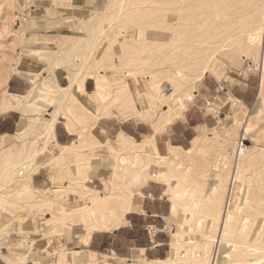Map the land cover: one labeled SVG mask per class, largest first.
<instances>
[{"label": "rangeland", "instance_id": "rangeland-1", "mask_svg": "<svg viewBox=\"0 0 264 264\" xmlns=\"http://www.w3.org/2000/svg\"><path fill=\"white\" fill-rule=\"evenodd\" d=\"M249 2L0 0V120H12L7 125L12 135L0 134V264L25 252L28 264H63L67 257L85 264L70 251L84 247V236L99 230L89 224L102 223L100 213L95 221L86 216L88 201L117 197L121 218L151 180L165 184L174 203L163 260L177 238L175 264H210L215 246L208 240L219 236V208L239 161L242 174L230 201L231 210H239L220 252L242 264H264V32L259 37V0ZM58 71L68 74L60 81L69 86L67 92L54 81ZM11 78L24 82L21 96L9 94ZM84 82L90 92L100 87L102 95L83 92L79 117ZM55 112L67 116L71 131L74 121L78 124L77 143L59 145L52 135L45 139V124ZM22 118L28 126L16 135ZM163 118L171 120L159 123ZM128 119L138 133L127 132L131 137L125 139L116 131ZM196 123L205 124L180 135ZM150 135L152 150L131 155L132 140ZM170 137L185 150L168 152ZM116 139L128 152L116 147ZM198 139L203 146L195 152ZM242 141L247 153L240 157ZM40 172L50 182L22 191L26 175L31 180ZM119 218L113 223L121 225ZM95 256L86 264H110ZM148 260L121 264H151Z\"/></svg>", "mask_w": 264, "mask_h": 264}, {"label": "crops", "instance_id": "crops-1", "mask_svg": "<svg viewBox=\"0 0 264 264\" xmlns=\"http://www.w3.org/2000/svg\"><path fill=\"white\" fill-rule=\"evenodd\" d=\"M22 72L28 74V72L26 71ZM59 76L61 77V80L59 79ZM67 78L68 74L62 75V72L59 71L54 74V81L56 85L62 89H65V87L61 85L60 81H67ZM23 83L24 82H21L20 80L11 78L8 82L9 94L11 96H21L24 92ZM66 87L68 88L69 86ZM84 90L86 94L93 92H90L88 90L87 82H84ZM79 91L81 93L78 96V101L81 106H79L78 112L76 113L79 115V117H81V115L83 114V83L82 89H79ZM49 99H51V97H49ZM9 115L13 116L12 113ZM60 118H62L63 120L61 121ZM18 120L15 119L16 124L17 122H19ZM9 121H12L9 116H6L2 120H0V134L2 136L12 135V133H10L9 129L7 128ZM67 121V116H63L62 114H60V116H57V121L54 124L53 129V139H55V142L57 144L63 146H67L66 144L77 143L79 139L76 128L78 124L74 121L73 130L71 131L68 128L69 123ZM129 121L130 120L128 119L120 122V130L118 131L117 129V134L123 132L124 134H127L131 137V135H129L127 132H130L131 134L138 133L137 126H130L133 124H131ZM203 124L205 123H196L195 125L185 127V130L181 132L180 135H184L188 130L195 131L198 126ZM26 128L24 124V118H22V120L18 124L16 135L20 134V132H25ZM198 130L201 131L202 128H199ZM140 134L144 135L145 133ZM191 138H194V136ZM167 140H169L168 142H170V145L166 146L165 148L166 150H168V152L170 149H176L177 151L179 149L185 150L183 149V145H174L173 143H171V137ZM193 140L194 139H192V141ZM156 148L159 153L157 145ZM48 182H50L49 178L41 172L35 173L33 174V176H31L32 185L37 184L38 186H44ZM140 191L142 196L136 201L133 199L131 209L127 213H125L121 225L112 230L101 229L92 231L89 235V238H86L88 234L87 233L84 236V238H86V244L84 245V247H78L79 249L70 252H74L75 256H78L79 260L81 259L82 263L85 262V264L89 263V261L93 260V258L96 259L95 254H97L98 256H102V259L109 258L110 264H121L123 263L122 261H132L134 258L141 259L143 257L149 259L150 261L163 260L168 252L167 246H169L170 244L168 236L169 232L167 231V218H169L173 212L174 203L166 194L165 184H158V182H153V180H151L144 184L141 187ZM83 251L92 253H83ZM27 261L23 264H28ZM29 261H32L31 257Z\"/></svg>", "mask_w": 264, "mask_h": 264}, {"label": "bare ground", "instance_id": "bare-ground-1", "mask_svg": "<svg viewBox=\"0 0 264 264\" xmlns=\"http://www.w3.org/2000/svg\"><path fill=\"white\" fill-rule=\"evenodd\" d=\"M236 1V0H235ZM238 1V0H237ZM240 1V0H239ZM245 1V0H244ZM248 1V3H250L249 1L250 0H246V2ZM228 2H230V1H228ZM231 2H232V0H231ZM251 2H252V0H251ZM180 3V2H179ZM240 3H242V1L240 2ZM253 4L255 3V1L254 2H252ZM231 4V3H230ZM233 4V3H232ZM237 3H235V5H236ZM243 5H244V2L242 3ZM246 4V3H245ZM258 4H259V11H260V14H261V24H260V26H259V28H257L258 29V31H259V33H260V35H259V37L262 35V33L264 32V0H259V2H258ZM243 5H242V7H243ZM256 5V4H255ZM232 6V5H231ZM239 7H240V5H239ZM241 7V8H242ZM245 7H246V5H245ZM236 8V7H235ZM235 8H232L233 10L235 9ZM249 8H251L250 6H249ZM255 9H256V7H254ZM237 9V8H236ZM120 10V9H119ZM243 10V9H242ZM250 10V9H249ZM234 11H236V10H234ZM251 11H253L252 9H251ZM250 11V12H251ZM122 13V12H121ZM236 13V12H235ZM233 14H234V12H233ZM254 13H252V15H253ZM259 13L257 12V15H258ZM251 16V15H250ZM256 16V15H255ZM257 17V16H256ZM255 17V18H256ZM259 17V16H258ZM256 20H258V19H256ZM254 22V21H253ZM255 24V23H254ZM231 33V32H230ZM263 60H264V52H263ZM263 68H264V61H263ZM263 72H264V70H263ZM18 74V76H21V77H23V78H26L27 76H28V74H26V73H24V72H21V71H19V70H15V74ZM129 74H131V73H129ZM264 74V73H263ZM5 77V76H4ZM83 79H85V76L83 77ZM5 82V81H4ZM63 90H66L65 92H67L68 90H69V87L67 88H65V89H63ZM83 92H85V90H84V88H83ZM91 94H96V95H98V96H100V95H102L101 94V89H100V87L97 89V91H96V93H91ZM90 93H89V95H91ZM64 95L65 94H62V95H60V100L61 99H63L64 98ZM13 102V101H12ZM15 104V103H14ZM13 106V105H12ZM11 106V107H12ZM173 111H175V110H173ZM135 112V111H134ZM168 112H166L164 115H166ZM171 113V112H170ZM169 114V113H168ZM167 114V115H168ZM59 115V113L58 112H55L54 114H53V116H52V118L51 119H49L47 122H46V124H45V128H44V133H43V136H45V139H47L46 137L47 136H50V135H52L53 136V129H54V124L56 123V121H57V116ZM171 115H173L172 113L170 114V116ZM169 116V115H168ZM167 116V117H168ZM165 118V117H164ZM164 118L162 119V120H160L159 121V123H169L170 122V120L171 119H165L164 120ZM165 121V122H164ZM242 128L243 129H247V128H249V122H245L243 125H242ZM21 133V132H20ZM103 134H105V133H103ZM119 136H122V137H124L125 138V134H120ZM51 137V136H50ZM127 137V136H126ZM118 139H120L119 137H118ZM126 139V138H125ZM132 140V139H131ZM144 140V139H143ZM153 141H154V136L153 135H150V137L149 138H147V139H145L144 141H142V142H134L133 140H132V142L133 143H135L136 144V147H133L134 149H132V151H131V155L132 154H144V153H146L147 154V152H149V151H151L152 150V148L153 147H150L151 145H152V143H153ZM37 142L35 141V142H33V145L34 144H36ZM24 145V144H23ZM115 145H116V147H120L119 149L121 150V149H124V151H125V149L127 150V149H129L128 148V146H126L123 142L121 143V142H119V140L117 141V139H116V142H115ZM202 146H203V143L198 139V140H196V141H194V143H193V151H199V148L202 150ZM109 147H110V145H109ZM131 149V148H130ZM239 149V148H238ZM241 149V151H240V157H243V156H246L245 154L247 153V147L245 146V145H243L242 146V148H240ZM20 150V149H19ZM110 150H112V148H110ZM120 150H119V152H120ZM24 151H26L27 153V157H26V160H27V158L28 159H30L31 158V156H32V154L31 153H29V149L28 150H25V147H23L22 148V150H21V152H23L24 153ZM112 151H115V150H112ZM116 152V151H115ZM121 152H123V150H121ZM125 152H128V150L127 151H125ZM130 154V153H129ZM160 156V155H159ZM160 158L161 159H165L166 157L165 156H160ZM34 159V158H33ZM21 163V162H20ZM23 163V162H22ZM21 163V164H22ZM234 164V163H233ZM17 165H19V164H17L16 163V166ZM25 165V164H24ZM223 165L225 166L226 165V163L224 162L223 163ZM234 165H236V169H234L233 170V168H232V173H231V180H230V184H229V187H228V191H227V195L225 196V199L222 201V203H223V206H221L220 208H219V210H220V212H219V215H218V218H217V222H219V228H218V224H217V228L219 229L217 232H219V236H218V238H214L213 240H208L209 241V244H210V242H213L214 243V246H215V253H214V255L210 258V264H242V263H240V260H237V259H234V258H232V257H229L228 255H223L221 252H220V248H221V245L224 243L223 242V237L224 236H227L228 234L227 233H229V229H230V227H231V224L233 223V220H234V216H235V214L234 213H236L238 210H239V206H236V208H235V211H233V210H231V208H230V201H231V197H232V192H233V187H234V184H235V182H236V179H237V177L239 176V175H241L242 174V172L240 171V169H239V166H240V161L239 162H237L236 164H234ZM16 166H12V167H9L8 168V173L10 172V170H13L12 168H15ZM21 166V165H20ZM22 167V166H21ZM28 167V166H27ZM25 170H27V169H25ZM4 172H5V170H4ZM7 172H6V175H5V178H8V176H9V174H8ZM19 174H22V173H20V172H18ZM26 173V172H25ZM24 173V174H25ZM23 174V175H24ZM28 177V178H27ZM25 181H27V184H26V182H24L23 184H22V191H27L29 188H32V185H31V180H30V174H27L26 175V178H25ZM55 192V196H57V195H60L59 193H60V189L58 188V189H56V190H54ZM54 193H53V195H54ZM47 196V195H46ZM52 196V195H51ZM51 196L49 197V198H51ZM108 197H109V200H107V201H105V199H108ZM107 198H100V197H98V198H100L101 200H99L98 198H97V196H93L92 197V200L91 201H88V204L85 206V207H87L88 209H87V212H86V216L87 217H90V219H92L93 221H95V220H97V218H95V216H96V214H98V213H100L101 214V216L100 215H98L97 217H99L100 218V222H102L101 224H89L90 226H92V228H94V229H99V230H101V229H115L117 226H119L120 224H118V223H113L114 222V220H117V218H119V217H117L118 215H119V211H120V204H119V202H118V200H117V197H110V196H108ZM48 198V197H47ZM47 198H46V200H47ZM54 197H52V199H53ZM56 198V197H55ZM111 198V199H110ZM45 199H41V202L42 203H44V204H46L47 203V201H46ZM56 200V199H55ZM51 201V200H50ZM222 203H221V205H222ZM82 209H83V207H82ZM131 209V203H130V205H129V208H128V210L127 211H129ZM114 210H116V211H114ZM218 210V211H219ZM118 211V212H117ZM217 211V212H218ZM105 212H106V216H104L103 214H105ZM216 212V213H217ZM126 213V212H125ZM95 214V215H94ZM258 214V213H257ZM117 215V216H116ZM124 213H122V215H121V218H119L118 220H123L124 219ZM261 215V214H260ZM85 215L83 216V218L82 219H85V218H87ZM262 216V215H261ZM80 218H81V214H80ZM87 220H89V219H87ZM264 225V224H263ZM259 227V226H258ZM264 227V226H263ZM216 229V228H215ZM261 229V232H262V230L264 229H262V228H260ZM260 231V230H259ZM259 233V232H258ZM89 235H90V232H88V234H87V237L86 238H89ZM177 237V236H176ZM179 237V236H178ZM86 238H84V240H86ZM177 238H175V240H174V242H172L171 243V255H170V257H168V258H166V259H164V260H161V261H147L148 263H151V264H175V257H176V253H177V245L180 243V241H179V243L177 242ZM21 241H24L23 239L21 240ZM21 241L20 242H17V244L18 245H20L21 244ZM27 242V241H26ZM25 242V243H26ZM30 244H31V242H30ZM208 244V243H207ZM230 244V243H229ZM223 245H225V243L223 244ZM222 245V246H223ZM16 246V245H15ZM14 246V247H15ZM214 246H213V248H214ZM229 245H227V247H228ZM30 250V249H29ZM202 252H200V254H198L199 256H200V258H201V256H202ZM18 255V254H17ZM20 255V254H19ZM212 255V254H211ZM15 259H12V260H10V264H23V263H25L27 260H28V258H29V253L28 252H25L24 254H21L20 256H15L14 257ZM224 258H227V260H224ZM230 258H232V259H230ZM9 259V258H8ZM64 261L66 262V264H74V261H73V258L72 257H67V258H65L64 259ZM247 261V260H246ZM65 262H63V264H65ZM242 262V261H241ZM197 264V263H196ZM200 264V263H199ZM246 264H260V262L259 263H257V262H254V263H246Z\"/></svg>", "mask_w": 264, "mask_h": 264}, {"label": "built area", "instance_id": "built-area-1", "mask_svg": "<svg viewBox=\"0 0 264 264\" xmlns=\"http://www.w3.org/2000/svg\"><path fill=\"white\" fill-rule=\"evenodd\" d=\"M243 145H244V142L242 141V142H241V147H242Z\"/></svg>", "mask_w": 264, "mask_h": 264}, {"label": "snow or ice", "instance_id": "snow-or-ice-1", "mask_svg": "<svg viewBox=\"0 0 264 264\" xmlns=\"http://www.w3.org/2000/svg\"><path fill=\"white\" fill-rule=\"evenodd\" d=\"M130 131V130H129Z\"/></svg>", "mask_w": 264, "mask_h": 264}]
</instances>
